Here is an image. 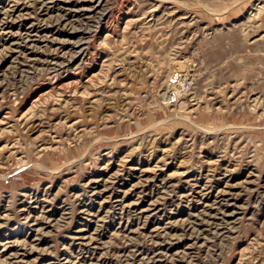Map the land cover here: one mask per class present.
<instances>
[{
  "label": "rangeland",
  "instance_id": "1",
  "mask_svg": "<svg viewBox=\"0 0 264 264\" xmlns=\"http://www.w3.org/2000/svg\"><path fill=\"white\" fill-rule=\"evenodd\" d=\"M97 1L0 0V264H264V0Z\"/></svg>",
  "mask_w": 264,
  "mask_h": 264
},
{
  "label": "bare ground",
  "instance_id": "2",
  "mask_svg": "<svg viewBox=\"0 0 264 264\" xmlns=\"http://www.w3.org/2000/svg\"><path fill=\"white\" fill-rule=\"evenodd\" d=\"M105 0H98L97 1V7H100V6H102L103 5V2H104ZM70 5V4H69ZM175 81H173L172 83L175 85V90H176V92H178L179 91V89H182L181 88V85H182V81H181V79L180 78H176V77H174L173 78Z\"/></svg>",
  "mask_w": 264,
  "mask_h": 264
},
{
  "label": "built area",
  "instance_id": "3",
  "mask_svg": "<svg viewBox=\"0 0 264 264\" xmlns=\"http://www.w3.org/2000/svg\"><path fill=\"white\" fill-rule=\"evenodd\" d=\"M186 85H187V86H189V85H190V83H188V82H187V83H186Z\"/></svg>",
  "mask_w": 264,
  "mask_h": 264
}]
</instances>
